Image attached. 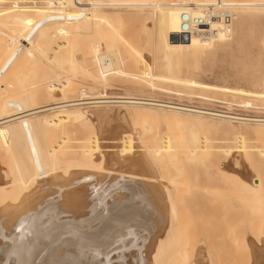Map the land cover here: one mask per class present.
<instances>
[{"label": "bare ground", "instance_id": "bare-ground-1", "mask_svg": "<svg viewBox=\"0 0 264 264\" xmlns=\"http://www.w3.org/2000/svg\"><path fill=\"white\" fill-rule=\"evenodd\" d=\"M1 1L4 2V0ZM46 3L43 7L19 6L16 5V2L13 5H0V46L7 45L21 56L26 57L24 58L25 66L21 67L22 70L26 68L28 71L29 69L34 71L39 68L41 71L36 81L30 80L26 84L18 83L16 86L12 82V84L4 83L6 84L4 90L0 88V149L5 152L13 151L14 165L17 171L15 174H9V179L13 177L15 184L10 185L11 187L0 185V204L4 195L10 194L12 200H15L14 203L0 205V264H219L217 250L220 248L216 247V253L214 252L218 253L215 256V260H217L215 262L210 255V250L205 246L204 239L207 242L205 234L206 238H197V240L200 239L198 244H190L194 236L190 237L191 239L188 237L193 232L190 230L191 227H186L188 223L184 219L188 220L190 217L186 216H190V214L184 213L187 215L181 216L183 215L181 212L186 209L180 208L182 198L181 195H178L182 185H187L185 183L187 178H183L185 170H182L186 163H189L193 157L196 160L195 157L198 155H201L200 161L202 162V157L209 154L222 158L215 159V162L209 161L204 165L205 169L210 170L214 167L230 169L227 181L236 188L234 190L237 191V194H240L241 208L254 221L253 223L249 220L250 225L255 224L256 226L253 229L256 228L254 234L257 232V235L252 237L248 234L249 237H246L248 240L244 244L249 245L250 249L252 248V252H249L253 257L249 264H264V201L261 198V189L253 181L240 179L234 171L237 170L236 168L244 167L247 163L252 169L249 168L251 172L253 171L249 178L255 179L256 177L261 182L264 180V176L260 179L257 176V173L264 170V114H252L249 118L232 119L188 109L184 102L179 100L161 99L148 94V96L130 93L113 95L107 94L103 89L104 92L89 95L88 90L84 88L87 77L105 88L108 85L109 77L117 75L143 81L151 89H163L167 93L180 94V91L173 88H162L156 85L151 77L153 73L158 74L161 81H169L173 84L184 81L190 72L197 69L202 58L238 42V34L242 30L243 24L246 23V16L258 14L264 17V0L244 2L221 0V4H224L231 12L230 33L226 35L220 32L215 38L209 39L192 34L185 41L173 37V34L181 30L182 14L187 13L193 17L205 18L209 13L219 16L221 9L217 7L219 6L218 1L46 0ZM109 5H127V7H136L134 9L139 7L136 15L140 14L144 19H149L148 22L151 21V35L148 43L153 54L152 62H150L149 56L148 58L144 56L145 53L142 51L135 54L134 46L129 38L120 39L121 30L124 28L121 22V12H106L100 9L102 6ZM145 6L150 10L143 9ZM80 7L86 8L84 14L79 12L82 9ZM211 7L213 9H210ZM27 9L50 14L56 19L47 25L46 20L49 19L47 16L34 19L28 16L14 18L11 15V13ZM66 12L73 13L80 18L79 28L77 27L75 30L77 32L76 39L73 37L74 39L70 40L72 29L63 26L58 16L59 13ZM106 17H110L107 19L108 22L116 24L113 28H107L104 34H100L101 32L97 31L100 29L96 27L99 26V20ZM233 19L235 20L234 26ZM209 23L213 27H218L219 17L209 20ZM237 29L240 30L237 31ZM95 34L97 35L94 36ZM95 37L104 40L106 49H109L108 52L100 53V44ZM72 48L73 51H71ZM77 49L80 50L77 53L85 58L84 60L83 56L79 57V59L82 58L84 64L78 59H69V56L74 54V50ZM3 55L5 59L7 55ZM147 55H151V53ZM4 59L3 56L0 57V68L7 65L5 63L9 61V66L12 64L10 69L15 71L14 60L2 61ZM2 62H4L2 64L4 66L1 65ZM153 67L156 71H153ZM5 72L9 73L7 70ZM6 74L4 75L6 76ZM78 75H80V79L84 78V85L78 83L81 87L84 86L83 88L80 86L77 88L76 83L73 82L72 78ZM81 76L83 77L81 78ZM46 78L53 80V83L46 84L43 81ZM79 78L78 80H80ZM250 78L253 86L255 84L264 97V79L260 75H252ZM3 80L5 81V79ZM92 91L90 90V92ZM72 92H76L77 96L69 97ZM47 98L50 99L44 102L43 99ZM195 98L213 100L202 93H197ZM107 103H115L117 107H131L135 123L132 124L136 125L135 120H137V124H141V129L137 130L136 127L138 129L140 127L132 125L130 130L121 124L122 134L120 133V135L122 137L119 135L120 139L118 135L115 136L120 139V143L118 148L112 147L114 150L110 159L108 158L110 156L106 157V153L104 154L102 151L104 145H101L99 139L100 143L98 142L96 148L99 147V150L97 149L98 156L101 164L104 163L102 165L104 166L103 174H99L97 178V173V179H92L89 175H93L94 172L91 171L89 174L87 167L86 171L84 169V171H79L82 170L83 165L79 162L77 163L81 166L77 164V166L70 167L71 169L80 168H77L78 172L68 173V167L60 168V165H57L58 162H56L57 164L54 162L55 158L52 159V155L50 157L52 151H49V148L43 147L44 158H42L41 153L43 152L40 153L39 147L33 143L39 160L44 166L37 173L38 178L34 179L35 174L30 171L21 151L24 149L22 147L23 132L27 129L38 131L44 126L48 127L54 123L74 121L77 122L81 134H96L99 124L97 127L94 126L96 130L92 132L93 125L89 120L92 121L93 117L91 114V118L90 116V119L88 118V113L91 111L88 112L85 110L88 107H84ZM240 105L244 108L257 107L255 104L245 102ZM108 107L99 110L96 108V112L93 110L94 108L88 110H92L96 115L100 122L99 128L102 129L100 132H108V137H104L110 140L114 134L110 136V125L106 124L112 114V108H109V111ZM117 109L114 111L116 112L114 115L120 116V119L124 112L117 113ZM129 117L131 119V116ZM206 118L211 119L207 121ZM129 121L128 124H130ZM155 121L157 125L158 121L166 123L169 127L172 125V130L179 133L188 125L190 128L182 131L186 135L182 139H180L182 132L178 133L180 137L175 135L176 133L167 132L168 130L166 131L169 133L167 135L166 133L157 135L159 131H156L157 126L155 123L153 124ZM151 123L155 128L151 127ZM178 125L182 126V130L178 128L180 127ZM183 125L186 126L183 127ZM200 128H205L206 133H200L202 131L199 130ZM149 129H151L150 133L154 129L156 131L149 135L151 140L146 137L149 134ZM205 129L202 132H205ZM121 130L119 129L115 133L117 134ZM208 130H212V133L220 132L224 136L220 138L212 136L211 138L207 134ZM142 131L148 133L144 134L149 141L144 138L143 134L141 135ZM133 133L137 143L132 141ZM99 140L96 139V142ZM131 142L136 144L134 151L132 150L135 146ZM27 145L29 147V142ZM127 149H132L133 153L127 155ZM107 150L110 152L111 148ZM197 161L199 162V160ZM201 162L198 164L202 165L203 162ZM109 163L111 167L108 165ZM72 171L75 170L72 169ZM4 172L6 173V171ZM85 172H87L86 176ZM0 173L4 175L2 172ZM59 173L60 175H58ZM61 173L63 177H61ZM10 183L8 182V184ZM180 186L182 187L179 188ZM195 186L197 185L195 184ZM186 187L188 186H184L182 189ZM26 189L28 191L22 193ZM174 190H177V196L174 194ZM220 223L222 222L220 221ZM188 226L190 225L188 224ZM187 228L191 232H189L190 234ZM248 228L249 231L252 230V228ZM250 232L252 233V231ZM54 233H56V237L50 241L52 238L50 236H53ZM217 234L219 233L217 232ZM245 235L247 234L245 233ZM216 239L221 241L222 246V235L221 239L218 237ZM212 251H214V247ZM234 253L237 254L236 251ZM231 255L228 259H233ZM232 261H226L225 264H234Z\"/></svg>", "mask_w": 264, "mask_h": 264}, {"label": "rangeland", "instance_id": "rangeland-1", "mask_svg": "<svg viewBox=\"0 0 264 264\" xmlns=\"http://www.w3.org/2000/svg\"><path fill=\"white\" fill-rule=\"evenodd\" d=\"M122 1H124V0H122ZM239 1L244 2L247 0H239ZM1 2H3V1H1ZM4 2H7V0H4ZM134 8H136V7H133V6L127 7V5H123V6L122 5H114V6L109 5V6L100 7L101 10L106 11V12H117V13L121 12L120 13L121 17H122L121 22L123 23V25H124L123 27L125 28V30H124V28L121 30L122 33L120 34V39H122L123 37L129 38L131 40L133 46H134L135 54H136V52L138 53V51L139 52L142 51L146 54L145 55L143 53L144 56L145 57L147 56V58L149 56V60H150V62H152V58H153L152 55L153 54H152L151 49L149 48L150 44L148 43V41L150 40V35H151L150 34V32H151V21L148 22L149 19H144V17L140 14H137L138 15L137 16L136 13L139 10V7H138V9H134ZM143 9L147 10L149 8L147 6H145ZM11 15L14 18H21V17L28 16V17H32L34 19H41L42 17L47 16V17H49V19L46 20L47 25H49V23L50 24L52 23L50 21L56 19V18H53V16L50 14H47V13L44 14L40 11H34L31 9H27V10H24L21 12L11 13ZM58 16L60 17V21H61L63 26H65V27L68 26L72 29V31H71V37L72 38H70V40H72L74 38L76 39L75 34L77 32L75 30L77 29V27L79 28V25L81 23L80 18L77 17L73 13H67V12L66 13H59ZM107 19H110V17L100 19L98 22L99 26H97L96 28L101 30V31L97 30L98 32H101L100 34H104V32L107 28H109V29L113 28V26L116 24V23L113 24L112 22H108L109 20H107ZM142 19H143V21H142ZM35 22H37V20H35ZM233 22H234L233 23V26H234L235 20ZM245 22L246 23H244L242 26V30L237 29V31L240 30V33L238 34V38H237L238 42L234 43L233 45H231L229 47H226L223 50L216 51L215 54H214V52L209 54L207 56L209 58L206 57L207 59L205 57L202 58L203 62L200 60L198 63L197 69L193 72H190L188 77H186L187 79H185V80L183 79L184 81L174 83L175 84L174 85L172 82L169 83V81H161L158 74L153 73V75L151 77H153V80L155 81L154 83H156V85H158L159 87H162V88H165V87L173 88L175 90L180 91L181 92L180 94L167 93L163 89L162 90L151 89L143 81H138L137 79L135 80L133 78H129L126 76L111 75L109 77V79L107 80L108 85L105 88H103V86L101 87V85L94 83V81L89 77H87V80H85V83H86L85 84L84 80H83L84 78L83 79L79 78L80 75L77 76L80 80H78V78L76 76H74V78H72L73 82H74V84L75 83L77 84V85L75 84V86L77 88H79V86H80L79 84H81V85L85 84V87L84 86L83 87L86 90H88L87 93H89V95H96L97 92H104L105 91L107 94H113V95H121L123 93L142 94L141 96L151 95V96H154L156 98H161V99H168L169 98L172 100H179L182 102L209 104L208 101L205 99L199 100L198 98H195L197 93H202V94H204V96L211 97V98H214V97L215 98H224V99L234 100V101H237L239 103L245 102V103L255 104V105H257V107L255 106L253 108L248 107V108H243V109L245 111L253 113V114H264V97L262 96L260 91L255 87V84L253 86V84L250 81V79H251L250 77L252 75L253 76H259L260 75V77H262L264 79V17L260 16L258 14H251V15L246 16ZM146 26H147V28H146ZM96 35L97 34H95L94 36H96ZM95 38H96V41H98V43L100 44L99 45L100 53L108 52L109 49H106L107 47L104 45L105 44L103 42L104 40L102 41L101 39H97V37H95ZM100 40H101V42H99ZM143 43H145V45H147V46L145 47V45H143ZM136 46L138 49L136 48ZM73 48L75 49L76 47H73ZM73 48L71 49V51H73ZM74 51H75V53L70 55L69 59L70 60L71 59H73V60L78 59V61L80 60V62L82 63V60H81L82 58L79 59V57H82L83 55L80 56L81 54L79 55V53H77V51H80V50L77 49ZM148 51L151 53V55H147V54H150ZM3 54L7 55L6 57H9V58L5 57V59H4ZM2 56L4 59L2 61H6L8 59L14 60L15 71L10 69L12 64H11V66H9V63H10L9 61H8V63H5V64H7L5 66L2 65V64H4V62L1 63V65L4 67L0 68V69L3 68L2 70H0V75H1L0 76V82H1L0 88L3 89L4 87H6V84H9V83L10 84L14 83L15 84L14 86H16V84H18V83L19 84H22V83L26 84L27 82H30V80L31 81L38 80V75L41 72L39 68L38 69L36 68V70L34 69V71H32L30 69L28 71V70H26V68H23L24 70H22L21 67L25 66L24 58H26V57L21 56L20 54L17 53V51L12 50L9 47H7V45L4 46V44L2 45V47L0 46V57L2 58ZM83 59L85 60L84 56H83ZM82 64H84V62ZM6 66H8V67L5 70L9 71L10 74L9 73L6 74V72L4 70V68ZM153 71H156V70H154V67H153ZM30 72H31V74L28 75V73H30ZM4 74H6L7 77ZM10 77H11V79H10ZM82 77L83 76H81V78ZM111 77H114V78L111 79ZM3 79H5V81ZM81 80H83V81H81ZM24 81H25V83H24ZM43 81L46 84L48 83L50 85L53 83V80H49L48 78L44 79ZM4 83H6V84H4ZM2 85H3V87H2ZM95 85H98L100 87L95 86ZM83 87L80 86V88H83ZM95 87H97L98 89L97 88L95 89ZM89 88H92V89H89ZM90 90H93V91L90 92ZM257 91H259V92H257ZM71 94H69L70 95L69 97H76L77 96L76 92L75 93L72 92ZM74 94H76V95H74ZM49 99L50 98L43 99V101L47 102V100H49ZM40 101L42 102V100H40ZM109 104H110V106L108 107ZM109 104L108 103L107 104H101V105L97 104L98 106H94V107H93V105H95V104H92L91 106L87 105L84 108L88 107L87 109H85L88 112L89 111L92 112V110H88V109H93V108H94L93 110L95 112L97 111L96 108H98V110L101 108L107 109V107H108V110H109V108H112L111 112L113 115L111 114V117H109V119L107 120L108 123L106 122L107 125H110L109 129L112 132V133L110 132V134H111L110 136H112L114 134L113 136L117 137V135H118V137L121 139V137H122L120 135V133L122 134L121 124H123V126L125 128L128 127L130 130H131L130 127L137 126V125L140 127L139 129H138V127H136L137 130L141 129V124L140 125L137 124V122H138L137 120H135L136 125H134L135 124L134 123V113L132 112L131 107L128 106L127 107L128 109H127V108H124L123 106L117 107V105H115V103H109ZM82 106H84V105H82ZM116 109H117V113L121 114L124 112V114L121 116L122 119L121 118L119 119L120 116L114 115V114H116V112H114V111H116ZM119 109H121V110H119ZM152 109H154V108H152ZM91 112L88 113V118H89V116L91 118V114H92L93 119L91 121V119L89 118L90 119L89 121L93 125L92 132H95L96 129L94 128V126L97 127L98 124L100 126V122H99V120H97L96 115L93 114V112L92 113ZM124 115L125 116L127 115V116L125 117ZM129 116H131L132 120L130 119ZM124 117L126 118L127 122L125 121ZM94 119H96V120L94 121ZM210 119L211 118H208V119L206 118L207 121H210ZM128 121L130 124H128ZM132 123H134V124H132ZM154 123L157 126L156 131L157 132L159 131L157 133V135H162L163 133L164 134L166 133V135H167V134H169L167 132H170V133H176L175 135H178V137H180L179 134L182 131H185V129L187 130V128L189 127V125L188 126L183 125V127L186 126V128L184 127L182 130V126L178 125L181 128L178 126L177 127L182 130V131L180 130L181 132L179 133V132H176L175 130H174L175 132L172 130V128H171L172 125L169 127L166 123H164V122L161 123V121L160 122L158 121V125H157L156 121L153 122V124ZM99 126L97 127V129L99 131L96 130L97 131L96 134L95 133H93V134L89 133V135H87V133H85V135L81 134L79 131V127L77 125V122H74V121H72L71 123H69V122L59 123V124L54 123L48 127L44 126V128H41V130H38V131H35V130L30 131L29 129H27V131H24L23 132L24 141L22 142V147L24 149H22L21 151H22V154L25 156V159L27 161V165H28L30 171L33 174H35L34 179L38 178L39 175H37V173L39 171H41L44 166L42 165L43 163L40 162V160H39L37 150L34 149L33 143L34 144L36 143L37 147H39L40 153L44 151L43 147L49 148L50 149L49 151H52V153L50 154V157L52 155V159L55 158L54 159L55 161L54 160L53 161L55 163L58 162V164L57 163L56 164L58 166L60 165L59 166L60 168L63 166V168L65 167V169H66L68 167L67 168V170H69V171H67L68 173L69 172L70 173L76 172V171L78 172V170H77L78 167L72 168L75 171H72V169L70 167L77 166V164H78L77 162H79L80 164H82V163H83V165L85 164L84 168L82 165V167H81L82 170H79V171H84V170L86 171V169L88 168L87 172L89 174L91 173V171L94 172L93 175L88 174L89 176L92 177V179L96 178L97 173H98L97 178H98L99 174L100 175L103 174L102 168L104 169V166H102V165H104V163L101 164L102 162L100 161V158L98 156L99 153L97 152V149L99 150V147L96 148V146H98V142L100 143V140L102 143L101 145H104V146L107 145L105 147L102 146V151L104 152V154L106 153L105 154L106 157H107V155L110 156V157H108L110 159L112 151L114 150V148L112 149V147L118 148L119 143H120V141H119L120 139L119 138L117 139L115 137V140H114L113 136H112L113 138L110 137V140L106 139L108 137L107 136L108 132L103 131L101 133L100 131H102V129H100ZM113 126H114V129H113ZM116 127H117V129H118V127H120L119 129L121 130V132L119 131V133L116 134L115 133V131L117 130ZM151 127H153L152 123H151ZM173 127L175 129V125ZM153 128H155V127H153ZM153 128H151V129H153ZM151 129H149V134L147 132L142 131L141 135L143 134V136L145 138V134L147 133L148 136H146V137H148L150 139L149 135L153 134L155 131V129H154L151 131L152 133H150ZM204 129L200 128L199 130L204 131ZM118 130L116 132H118ZM156 131H155V133H156ZM202 131L201 132L199 131V132L200 133H206V129H205V132H202ZM183 133H185V132L181 133L183 136L181 135L180 139H182V137L184 138L185 134H183ZM137 134H138V132H137ZM187 134H189V132ZM207 134H209L211 136V138H212V136H217V138L224 136V134H221L220 132H218V133L213 132L212 133V130H208ZM97 135H98V138H96ZM133 137L134 138L136 137V136H134V133H133ZM177 138H175V139L177 140ZM96 139L97 140L100 139V140L96 142ZM133 139H132L133 142H135L137 140L136 138L134 140ZM145 139H147V138H145ZM149 139H147V141H149ZM111 140H113V141H111ZM110 141L112 144L110 143ZM28 142L30 144L29 145L30 151H29V147L27 145ZM133 142H131V143L135 146L136 144H134ZM136 143H137V141H136ZM108 144L111 146H109ZM112 145H114V146H112ZM25 147H26V149H25ZM109 148H111L110 152H109V150H107ZM135 149H136V146H135V148H133V150L127 149L126 154L128 155L129 153H133L132 151H134ZM108 152L110 153V155L108 154ZM41 155H42V158H44V152L41 153ZM206 156L207 155L204 156L205 158L202 157L203 163L200 161L201 155L196 156L195 157L196 160L193 157V159L190 160L189 163H186V165L184 166V168L182 170L183 171L185 170L183 173V175H184L183 178H185V179L187 178V180L184 179L185 183H187V185L181 184L183 187L180 186L179 188H181V187L184 188V186H188V187H186L187 189L185 188L186 190L181 188V191L180 192L178 191L179 194L177 193L179 196L181 195V198H182L180 208L186 209V210H183L184 212H181V214H183L181 216L185 217V215H187L188 213L190 214V216L189 215L186 216V217H190V218H188V220L186 218H184L187 221V223L190 225V226H188V224L186 223L187 224L186 227H188V228L191 227L190 230L193 232L191 234V236H188V237L190 238V237L194 236V237H192V239L190 238L191 241L193 242V243L191 242L190 244L191 245L198 244L200 239L197 240V238L201 237V239H204L207 237V242L204 239L205 246L210 250V255L215 262L217 261V260H215L216 259L215 256L219 253L218 257H217V259L219 260L217 262H220L219 264H225L226 261H232V260H235V261H232V262H234V264H249L250 262H252V257H253V256L251 257L252 254H250V252H249V251L252 252V248L250 249L249 245H244V244L248 240V239H246L248 234H249V236H252V237H253V235H254V237L257 235V232H256V234H254V232L256 231L254 229H256V228L253 229L255 224L254 225L252 224V226L250 225V221H252L253 223H254V221L251 220L248 217V215L241 208V206H240V194L239 195L237 194V191H235L236 188L231 186L232 184H230V182L227 181L228 175L230 174V169H228V168L217 169L215 167L211 168L210 170L205 169L204 165L206 163H208L209 161L215 162L216 161L215 159H218V158L220 159L222 157L221 156L216 157L214 155H213L214 156L213 157V156H211V154H209L207 157ZM209 156H211V157H209ZM197 160H199V162ZM43 162H44V159H43ZM197 162L198 163L201 162L202 165L198 164ZM195 163H197V165H195ZM14 164H15V157H14L13 151L11 150V151L5 152V151H2L0 149V168H1L0 172H2V174H4V175H1V173H0V178H2V179H0V185L1 186L11 187L10 185H13V183H14L13 177H11L12 179H9V174H12V173L15 174L17 172L16 166ZM80 164H78V165H80ZM108 165L111 167L110 163ZM185 167H186V169H185ZM249 168L250 167L246 163L244 165V167L236 168L237 170H234V171L240 179H244V180L248 179L250 181H253V183H255L256 185L260 186L261 198L264 201V180H262V182H261V180H258L256 177H255V179H253V178L250 179L249 176L252 174L253 171L251 172L252 169L250 168L251 169L250 170ZM78 169H80V168H78ZM241 169L243 170V172ZM247 169H249L248 170L249 172L247 171ZM3 170L6 171V173ZM87 172H85L86 173L85 176L87 175ZM260 172L261 173H257V176L259 177V179L262 176H264V170L260 171ZM193 173L195 176L193 175ZM58 175H60V173ZM67 175H65V176H67ZM94 175H95V177L93 178ZM10 176H12V175H10ZM61 177H63V174L61 175ZM91 177H89V178H91ZM9 180L10 181L12 180V182L10 183ZM136 180H137V178H136ZM191 180L192 181L196 180V181L192 182ZM8 182L10 184H8ZM190 184H192V185L190 186ZM195 184L197 186H195ZM179 188H178V190H179ZM26 191H28V190L27 189L23 190L22 193H24ZM176 191L177 190H174L175 195H176ZM11 196L12 195H10V194L4 195L3 198L1 199V202H2L1 204L14 203L15 200H12ZM178 199H180V198H178ZM214 200H216V201H214ZM184 213H187V214H184ZM221 216L223 219L221 218ZM245 217H247V218H245ZM217 218H218V220H217ZM189 219H190V221H189ZM219 219H222V220H219ZM182 220H183V217H182ZM186 221H184V222H186ZM220 221L223 224L220 223ZM248 227L252 228V230L250 229V231H252V233L249 231ZM188 228H187V231L189 233L190 231ZM205 230H206V232H205ZM208 231H210V232H208ZM216 231L219 234H217ZM248 231L251 233V235ZM56 232H57V230H56ZM60 233H62V232H60ZM245 233L247 235H245ZM204 234L206 235V237ZM221 235H222V241H223L222 246H221V241L220 240L218 241V239H216L217 237L219 239H221ZM50 237L53 238V239L51 238L50 241L54 240L56 237V233H54L53 236L51 235ZM195 238H196V240H195ZM230 240H231V242H230ZM195 241H196V243H194ZM232 243L235 245H233ZM246 244H248V243H246ZM218 245H220V246L218 247ZM246 246L247 247L249 246L248 247L249 250ZM213 247H214V251H212ZM216 247H217V249L220 248L218 250L221 252H219L216 249ZM215 250H217V252H218L217 254H215L216 253ZM234 251H236L237 254L234 253ZM226 253H227V256H226ZM229 254L231 255V258H233V259H228V258H230Z\"/></svg>", "mask_w": 264, "mask_h": 264}, {"label": "built area", "instance_id": "built-area-1", "mask_svg": "<svg viewBox=\"0 0 264 264\" xmlns=\"http://www.w3.org/2000/svg\"><path fill=\"white\" fill-rule=\"evenodd\" d=\"M219 2L218 8L221 9V14L219 16H214L209 13L205 17H193L187 13H183L181 17V30L175 34L173 37L177 40H187L192 34H196L201 38L209 39L215 38L221 32L228 35L231 30L232 16L228 8L221 4V0H216ZM21 6H32V7H43L45 6L46 0H9L7 2H0V5L7 4ZM80 13L84 14L86 12L85 7H80ZM214 8V6H213ZM212 7L210 9H213ZM219 17L220 24L218 27H213L209 23L211 19H217ZM209 104H199L193 102H184L188 109L200 111L203 113H208L216 116L227 117L232 119H244L249 118L253 113L245 111L239 102L224 99V98H213V100H207ZM170 104V103H167Z\"/></svg>", "mask_w": 264, "mask_h": 264}]
</instances>
